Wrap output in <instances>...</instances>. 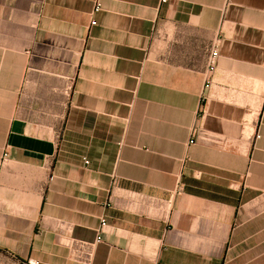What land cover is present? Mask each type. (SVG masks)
<instances>
[{"label": "crops", "instance_id": "obj_1", "mask_svg": "<svg viewBox=\"0 0 264 264\" xmlns=\"http://www.w3.org/2000/svg\"><path fill=\"white\" fill-rule=\"evenodd\" d=\"M94 1L0 0V252L264 264V0Z\"/></svg>", "mask_w": 264, "mask_h": 264}, {"label": "built area", "instance_id": "obj_2", "mask_svg": "<svg viewBox=\"0 0 264 264\" xmlns=\"http://www.w3.org/2000/svg\"><path fill=\"white\" fill-rule=\"evenodd\" d=\"M165 1H166V0H161V3H164ZM99 10H100V4H99V1H98V0H95V1H94V4H93V10H92L91 14L94 15V14L97 13ZM94 25H95V21L92 20V21L90 22V26H94ZM216 56H217V53H216V52H212L211 55L209 56L208 60H207V66H208V68H209V71H210V70L213 68V66H214V62H215V58H216ZM208 87H209V83H205V85H204V89H207ZM5 157H6V156H3V160H4ZM84 163L87 164L86 161H84ZM179 191H180L179 188H177V191L173 192L172 194H173V195H177V194L179 193ZM172 194H171V195H172ZM149 203H150V205L154 204L153 202H150V201H149ZM105 224H106V221H105L104 218H102V219L100 220V225H99V228H98V230H97V234H98L97 241H100V236H101V234H102V232H103V228L105 227Z\"/></svg>", "mask_w": 264, "mask_h": 264}, {"label": "rangeland", "instance_id": "obj_3", "mask_svg": "<svg viewBox=\"0 0 264 264\" xmlns=\"http://www.w3.org/2000/svg\"><path fill=\"white\" fill-rule=\"evenodd\" d=\"M0 264H21L14 258L0 252Z\"/></svg>", "mask_w": 264, "mask_h": 264}, {"label": "trees", "instance_id": "obj_4", "mask_svg": "<svg viewBox=\"0 0 264 264\" xmlns=\"http://www.w3.org/2000/svg\"><path fill=\"white\" fill-rule=\"evenodd\" d=\"M17 261H19V263L23 264V262L21 260H17Z\"/></svg>", "mask_w": 264, "mask_h": 264}]
</instances>
